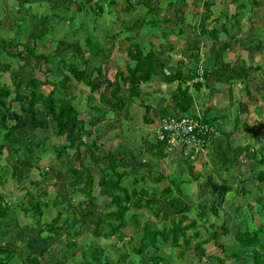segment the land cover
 <instances>
[{"label":"rangeland","instance_id":"rangeland-1","mask_svg":"<svg viewBox=\"0 0 264 264\" xmlns=\"http://www.w3.org/2000/svg\"><path fill=\"white\" fill-rule=\"evenodd\" d=\"M29 1L31 2L30 4H35L34 11H42L40 10V8H43L41 0ZM76 1L78 2L76 5L71 4L68 8L64 6L60 8V5L64 4L63 2L60 4L61 1L59 0H47L49 6L59 9L56 11V14L58 15L54 17L52 22H59L60 16H65L64 19L66 21L61 17L64 22L61 21L60 26L58 25L56 27L58 32H53L51 30L52 26L45 25L47 27L48 38L44 37L40 40L37 39L35 43L37 52L48 53L55 56L60 54H73L74 57L71 55L69 58L70 60H77L80 58L79 56H82V58H86L87 56L88 63L86 64V67L88 70L97 67L98 65L103 69L98 80L109 79L110 81H113L115 72L125 69L128 62L125 47L130 43L126 41V37L136 39L144 50L151 46L154 50L158 51V49L162 50L165 47L175 46L176 44V41L172 40H174L175 34L177 33L173 34L170 27L167 29L156 28L153 31L149 30V26H146L147 24L144 20L151 18L154 15L152 13L149 15L146 13L147 10L144 8L145 6L142 3H137L140 0H114L115 3H108V0H104L102 1L103 12H97L99 13L97 15L94 13V4L96 3V0ZM79 2L82 3V6ZM13 3H15L14 0H9V11L7 14L3 11V14L1 6L4 2L3 0H0V15H2L1 21H4L5 24L9 19V16H12L8 26L15 25V33L18 21L16 18H19L23 14L25 15L28 7L24 4L22 5V10H18V6H15ZM125 4L128 5L126 10ZM78 5L82 7L81 11L77 10ZM46 6L48 5L46 4ZM44 9L49 13L48 7ZM201 10L202 8L198 6L197 12L200 13ZM28 11L30 12V10ZM183 11L185 13L182 14L187 18L186 20L184 18V23L189 24V22L187 23V20L191 17V13L190 11L187 12L184 8ZM159 13H161L160 16L165 15L172 19V21L178 22L176 18H173L171 11H167L165 14H162L160 11ZM178 14L181 15V13ZM68 17L69 19H67ZM154 18H158V15ZM134 21H137L135 27L129 32L124 31L123 26L130 25ZM178 26L179 23H175V26L173 25L175 30L179 29ZM120 30L122 31L118 35L116 41L115 39L114 41L111 39L108 40L107 44H112L113 47L105 54V57L103 56L99 59V57L88 56V51L84 42V37L87 33L102 37L103 33L114 34ZM162 30L168 33L167 38L163 37V32L159 33ZM26 31L28 32L31 30L26 28ZM137 32L139 34L135 35ZM18 33L23 40V43L31 46L32 40H29L26 37V32L19 31ZM127 33L128 35L126 36L125 34ZM10 35L13 34L8 33L5 37L9 38L11 37ZM193 35L195 34L193 33ZM198 35L199 34H197V36ZM191 38L188 39V44H191ZM70 39H76L77 43L75 44L73 41L72 43H74V45L72 46L71 44V46H69L68 43L71 41ZM230 41L232 43V40ZM160 43L163 45L160 46ZM207 43V45L202 44V51L200 53L201 57L204 56V53L207 52L211 46V42ZM236 44L239 43H235V45ZM23 47V45H20L18 50L22 51ZM237 49L238 50L234 51H232V49H227L225 53H222L223 57H226L224 58L225 62L230 61V65L237 62L238 57L240 58L239 54L242 52L241 48ZM10 50L16 51L17 49L14 50L12 47ZM169 50L170 49H168V52ZM175 51L178 50H173L174 55L166 56L168 58L164 59V64L173 69L180 66L176 63L178 60H181V66L190 62V56L176 54ZM228 53L230 56H227ZM25 56V62H27L25 63V68L14 73L16 77H10L9 74L11 73V69H8L7 65L9 63L16 65V62L4 52H0V71H2V75L0 73V86L3 85L13 88V81H20L22 86H24L32 74L34 76L41 75L43 77L44 71L48 66L42 62L41 58L33 59L29 54H26ZM255 62H257L256 64H259L260 60L257 59ZM20 63L22 62L17 63V68L22 65ZM200 64L197 66L199 72H201ZM78 65L81 66V63L79 62ZM129 65L133 66V62H129ZM233 65L235 68L232 74L240 75L244 72L245 65L243 63L239 62L237 65ZM229 67L230 66L227 64L226 69ZM97 74L98 72L95 71L92 77H97ZM263 74L264 71H256V75L259 77H262ZM58 76L60 75L54 74L50 76L51 81H57L59 79ZM206 78H202V80L204 79L205 81ZM210 79L209 86L206 85V89L201 92H195L191 82L187 85L190 93L194 96L193 108L195 113L201 118L205 117L210 119L212 123H217V119H212V108L225 101H229V98L226 99L223 94L215 95V91H212V89L219 87V83H216L217 80L214 81L212 78ZM203 83L205 84V82ZM121 85L122 90L120 96L127 100V105L120 112L103 109V112L100 111L98 113L96 110L91 109L92 105H101L99 102V91L90 92L87 85L83 82H76L72 79L64 92L66 96H73L74 104L79 111V118L84 119L87 123L88 134L84 136V141L89 143L95 140L97 143L99 149L94 151V156L104 155L109 149L115 150L116 147H119L122 150L125 149L127 154L119 163L121 168H126L128 171V176L125 177L123 182L124 184L132 186L131 182L135 174L140 176L141 174L148 173L149 177L143 180L140 179L135 185L136 187H146L150 190L155 188L156 191H159L165 185H170L173 189L172 195L181 197L184 202L190 205L191 209L188 212L189 218L197 219L200 224L204 225V229L200 230L201 236L196 238V240L193 239L194 241L192 240V248L186 251L184 257L178 255L179 250L177 248H174L169 244H161V252H165L162 253V255L166 259L168 258L165 264H197L199 251L198 248L193 245L201 238H204V236L207 235L205 233L213 231V229L217 230L219 236L218 243L228 249L229 247H232L231 245L234 242V234L237 229L235 223L241 224L242 222V224H244L245 222L248 227H258L263 220L264 214L263 211L260 210L259 205L255 202V197L258 194V187L256 186L254 179L257 171L264 170V165H261L258 162L264 154V149L261 148L264 146V131L254 130L255 124L253 122L256 121L255 123L257 124L256 119L258 116H262L263 110L260 112V109L256 108L258 114L256 115L252 107H247L246 102L249 104H256V102L259 101L258 96H262L263 89L259 88L260 90H255L253 88L255 81H251L247 85L248 90L243 88L242 85H239V83L237 84L234 94L238 99L234 97L230 98L232 103L237 101L235 103L237 105L231 106L229 108L230 114L222 119V121H225L222 124V128L225 129L224 134L226 132H231L230 136L226 137V135L223 134V137L220 140H217L221 130L219 127L212 124V127L217 130L216 138H213L214 144L210 143L207 154L205 156H199L197 160L192 162L191 167H189L184 162L185 160L183 161L182 157H176L166 152L164 153V157H159V152L150 148V144L155 141L154 129L159 120L157 113L160 109L172 103L170 90L172 89L173 84L170 88L167 83H163L160 80H153L142 84V93L139 97H135L134 100L128 99L130 92L127 91V87H129V83H121ZM114 86L115 83L113 84V87ZM227 87L228 86L226 85V88ZM50 89V85L44 86L46 92ZM110 89L109 86L104 87V91L108 98H111L109 93ZM216 90H219V88ZM249 92L251 96L249 95ZM12 96L13 94L11 95V98ZM141 100L152 105L153 110L150 114L151 122L149 123H146L143 120L144 108L139 104V101ZM262 102H264V100ZM18 105V102H12L13 116L19 114L20 117H25V119L28 120L30 118L29 115L22 114ZM210 106L211 110L209 111L207 108ZM36 108L39 113V118L43 119L45 122L44 127L41 128L36 127L35 125H28L23 127L20 131H17V134H19L22 139L33 141L34 143L38 142V140L41 141L46 139L45 142H43L44 150L36 148L35 154L30 155L25 152V148L23 147H21L18 152H15L7 146L3 149L0 156V180L3 181L1 188L2 191L6 193V199L9 203L16 207L12 213L13 219L11 220V226L2 230L0 247H17L18 251L15 257L16 264H76V262L78 263V261H80V256H73L72 259L68 256L69 249L65 245L66 232L73 233L74 231L79 230L80 235L73 237V242H75L79 248L83 249L93 243V245L99 250L97 252L99 257L102 258L104 254H107L116 258L121 250V244L128 246L129 242L136 243L138 241L137 235L131 241L128 239L130 234H137V231H135L134 227L130 225L124 228L123 231L127 234V237L124 238L123 242L118 241L116 237L105 238L102 233L106 229V226H100L97 232L93 231L91 221L96 220L105 211L114 208L110 207L107 209L105 207L104 199L98 192V170L96 171L95 176L96 184L94 186V194L99 202H94V205L90 207L93 211L92 215L86 217L84 215V206L78 204L79 201L84 199L83 195L72 190L73 185L78 186L74 181L78 178L82 181L83 174L81 173L80 175H77L76 178H73L68 171V166H70L69 161H71L72 165H75V167H78L81 162L88 163L89 157L87 153L83 152V159H78L73 154L63 155L61 158H57L53 147H60L61 145L66 144V139L54 135V127L50 118L45 114L41 105H37ZM213 111L219 113L216 109H213ZM1 114L2 112H0V117ZM236 115L239 117L236 126H234V118ZM243 123H247L253 128L246 130ZM9 125H11V123ZM3 133L4 130L1 129L0 126V142L3 140ZM245 142H249L252 145L251 149L255 150L254 154H252L251 149L243 151V144H245ZM259 147L262 150H260ZM233 149L236 153V160L233 158ZM72 152H74V150L71 151V153ZM26 161L31 162L33 167L25 165ZM238 162L240 164L239 166ZM106 163L107 160H103L98 166L93 168L91 166V168L99 169V167L104 166ZM241 176L245 179L243 185L249 191V193H246L245 195L239 194V191L237 190L239 187L238 180ZM157 177H160V181L152 180V178L154 179ZM208 179L212 181H208ZM176 183L181 189L180 192L176 188ZM215 183L221 185L223 183L228 184L231 186V190L224 193L222 197L214 196L217 214H214L211 210L205 208L206 212L203 214V217L200 218V207L198 205L211 201L209 198L213 197H210L208 193L210 188H212V185ZM28 189L31 190L35 197L38 193L43 191L48 193L49 196L47 199H54V197L58 195V198L62 199L64 203L63 205L59 203L57 207L49 205V208H43L44 215L39 219H33L31 216L25 214L22 208L17 206L19 203L22 205L29 203L30 197L25 193ZM71 194H73V197ZM155 204V206L162 212L161 217H157L149 210L144 209L141 210L144 213V218H139L140 221L149 218L151 220V227H161L163 223L168 226L170 217L177 214L178 210L182 207V205L179 204L171 207L164 202H155ZM240 204H242L244 209L240 207L236 214V207ZM247 204L248 207L246 206ZM58 211L61 213L60 219H58L54 226H50V224L47 226V223L51 222L52 218L56 216ZM133 211L138 212L139 210ZM234 215H238L243 219H236L234 218ZM206 228L208 231H206ZM51 241H54L57 252L50 255L47 260H37L36 256H33L30 260L26 259L28 249H38L42 245H48ZM24 248L26 250H24L21 255V252L19 251ZM203 248L205 254L208 256H223L221 247L216 245L213 240L204 244ZM127 250L130 254V260H133V262L135 261L133 264H151L148 260L147 253L136 255L131 252L129 247ZM164 254H168L169 257ZM251 256V254H244L241 258L243 260L241 261L242 264L245 263V260L249 261Z\"/></svg>","mask_w":264,"mask_h":264},{"label":"trees","instance_id":"trees-1","mask_svg":"<svg viewBox=\"0 0 264 264\" xmlns=\"http://www.w3.org/2000/svg\"><path fill=\"white\" fill-rule=\"evenodd\" d=\"M61 6L69 7L71 4H78L76 0H69L64 2ZM102 1L96 0L94 4V13L97 15L103 12ZM128 1V0H127ZM158 3L157 0H140L139 3H142L146 7V13L158 14L157 9L150 5L151 2ZM115 3L114 0H108V3ZM24 1L17 0L18 10H22V5ZM80 3V2H79ZM82 6V3H80ZM57 6V5H56ZM78 5L77 10L81 11L82 7ZM125 10L128 8V5L125 4ZM209 1H205L202 6V11L197 12L199 16L198 21V30L201 39L203 40V45H207V42H211L210 48L207 50V54L213 57V70L217 71L222 69L224 65L229 63L225 62L222 53L229 48L231 45L229 41H219L218 35L221 32H224L231 40H235V43H239V27L238 25V12L229 14L227 11H223L218 17L210 19V9ZM25 7V6H24ZM29 8L26 10L25 15L23 14L19 18L17 17V26L16 31L13 33V36L7 40L0 39V52H4L7 56L23 60L24 53L29 54L33 59H42V62L48 67L45 69L43 77L31 75L26 83L22 86L20 81H13V88L7 86H0V112H2L0 117V126L4 130L2 135L3 140L0 142V156L5 147H9L15 152H18L21 147L25 148V152L34 155L35 150L42 149L44 150V143L46 139L41 140L36 143L33 141L24 140L17 134V131H20L23 127L28 125H35L36 127H44L45 122L43 119L39 118V113L37 110V105H41L44 109L45 114L50 118L52 125L54 127L53 131L56 136H63L66 139V144L61 145L60 147H53V150L56 152L57 158H61L63 155H69L71 151L74 150L76 153V158L83 159V152L87 153L89 160L88 163L81 162L77 168L68 166V171L71 173L73 178H76L80 173L83 174L82 184L79 186L73 185L72 190L79 192L83 195L84 199L79 201L80 206H84L85 212L84 215L87 217L92 215L93 211L90 209L94 205L95 194L94 186L96 184L95 176L96 171L98 170V179L97 184L99 186V194L109 198L108 201H105V207L109 209L105 211L100 217L96 220H92L91 224L93 225V231L97 232L100 226H106V229L103 231L102 235L105 238H115L118 241L123 242L124 238L127 237V234L123 231L127 226L134 227V230L137 231V234H130L128 239L133 240L136 235L138 236V241L136 243H130L126 246L121 244V250L116 258L111 257L110 255L104 254L101 257L97 254L99 251L98 248L92 244L81 249L78 245L73 242V237L80 235V231L76 230L73 233L66 232V247L69 249L68 256L70 259L73 256L79 255L80 261L76 264H133V260H130V254L127 248L131 250L132 253L136 255H142L144 253L148 254V260L151 264H165L168 258L166 259L161 252V244H169L170 246L177 248L178 255L184 257L187 250L192 248L191 244L196 238L201 236L200 230L204 229V225L200 224L197 219H190L188 212L191 207L188 203L184 202L181 197L173 196L170 185H165L159 191H156L155 188L150 190L146 187H136L140 179H145L149 177V174H141L138 176L135 174L132 178V186L124 184L125 177L128 176V171L126 168L120 167V162L126 156V150H122L119 147H116L115 150L109 149L104 155L94 156V151L99 149L96 141L86 142L84 141V136L88 133L87 123L84 119L79 118V111L74 104L73 96H66L65 90L72 79L76 82H83L87 85L90 92L99 91V102L100 106L92 105L91 109L96 110L98 113L103 112V109H107L113 112L122 111L126 105L127 100L120 96L122 90L121 83H129L127 91L130 92L128 99L134 100L135 97H139L142 93V84L153 80L165 81L167 84L174 83V88L170 90L171 105H166L158 111V118H163L170 115H189L194 118H199L200 116L194 112V97L190 93L188 88V83L192 81V86L195 91H201V86L203 82L198 78H206L209 75V70L211 69L208 66V59L205 58L202 66L200 67L201 72L197 70L192 71L188 74L184 73L183 70H173L168 65L164 64L157 57L159 54L158 51L154 50L153 47H149L144 50L142 46L133 38H127L126 41L130 43L125 47L126 56L128 62L125 66V69L118 70L115 72L114 80L110 81L109 79H100V73L102 68L100 65L93 67L90 70L87 69L86 64L88 63L87 56L82 58L79 56V59L70 60L71 55H51L42 52L36 51V41L40 40L47 36V23H43V26L39 32L26 31L27 26L24 23L26 15L29 13ZM55 7H51V14L49 17L54 19L56 11ZM99 12V13H97ZM178 13H181L179 15ZM185 13L182 9H174L173 17L178 21H181V27L183 28L184 15ZM64 19L63 16H60ZM182 17V18H181ZM189 18V17H188ZM191 18V17H190ZM189 18V19H190ZM210 19V20H209ZM59 20V21H60ZM167 19L163 20L166 22ZM209 20V21H208ZM147 23L152 27H161V20L153 19V17L147 19ZM137 21H134L130 25H124V31H131ZM46 25V26H45ZM83 27V25L81 24ZM15 28V25H13ZM95 27V26H94ZM173 26H170V29ZM12 29V26H10ZM26 32V37L31 41V46H28L23 43V40L19 36L18 32ZM122 30L111 34L102 35V37L94 36L92 34H86L84 37V42L88 51L89 57H97L101 54L107 53L111 50L112 45L107 46L108 38H116L121 33ZM181 30L179 29L178 32ZM168 33L163 31V37L167 38ZM60 42V41H59ZM207 43V44H206ZM23 45L22 51L18 50L19 46ZM159 45H163L160 43ZM17 49L16 51L10 50L11 48ZM206 54V53H205ZM64 55V56H63ZM81 63V66L78 63ZM129 62H133V66L129 65ZM179 65L182 64L180 61ZM262 70L264 71L263 64H255L247 67V70L243 76H235V78L244 81V78L247 79L252 72ZM97 71V77H92L93 73ZM58 74L59 79L55 82H52L50 76ZM261 83L259 88L263 89V100H264V74L261 77ZM194 80V81H193ZM115 86L113 87V84ZM43 85H50L51 89L46 92L41 89ZM109 86L111 98L107 97V94L104 91V87ZM248 90V86H244ZM260 90V89H259ZM13 94L12 98L11 95ZM249 95L251 96L250 92ZM91 98V97H89ZM12 102H18L19 110L22 114L29 115V120L23 119L20 115L13 116V107ZM139 104L144 108L143 120L146 123L151 122L150 114L152 112V105L147 104L144 101H139ZM204 123L212 127V123L207 118H201ZM238 120L234 121V126H236ZM14 122V123H12ZM11 123V125H9ZM214 126V127H215ZM246 130H250L253 127L244 124ZM215 134L211 136V144L214 142V137L217 134L216 128H213ZM231 132H226L228 137ZM73 135V136H72ZM213 140V141H212ZM150 148L157 150L159 157H164V143L155 139L153 143L150 144ZM252 145L249 142L243 144V151L250 150ZM260 148V147H259ZM261 148L264 149V146ZM260 148V150H262ZM252 150L254 154L255 150ZM233 158L236 160V153L233 149ZM176 156V155H174ZM179 156V155H177ZM176 156V157H177ZM181 158V156H179ZM107 160V163L99 167V169H92L100 164L101 161ZM185 160V161H184ZM183 161L187 166L191 167V164L194 160L190 158H183ZM261 165H264V154L258 161ZM25 165L33 167L31 162L26 161ZM238 162V166H239ZM92 166V168H91ZM191 169V168H190ZM242 173V172H241ZM160 177L152 178L154 181H160ZM208 181H212L208 179ZM254 182L258 187V194L255 197V202L259 205L260 210L264 214V170H259L255 174ZM31 183V182H29ZM214 183V182H212ZM239 187L237 190L239 194H246L249 191L243 185L245 179L243 176L238 180ZM3 181L0 180V240L2 239L1 233L4 228L11 226V220L13 219L12 213L14 212V207L6 199V193L2 191ZM26 187V186H24ZM27 188V187H26ZM25 188V189H26ZM176 188L180 192L181 189L176 183ZM231 186L228 184H218L215 183L210 188L208 195L213 198L209 202L202 203L198 205L200 207L199 217L202 218L203 214L206 212L205 208L211 210L214 214H217L216 202L214 196L222 197L224 193L229 192ZM30 197L29 203L18 204L19 208H22L25 214L31 216L33 219H39L44 215L43 208H49L57 204H61L62 199L58 198V195L54 199L47 197L49 196L46 191L38 193L35 197L31 190L28 189L25 192ZM155 202H164L174 207L179 204L182 207L178 210V213L170 217L169 225L162 224L161 227L150 226L151 220L149 218L143 219L140 221L139 218H144V213L141 210H149L151 213L157 217L162 216V212L155 206ZM27 205V206H25ZM23 206V207H22ZM248 207V204L246 205ZM242 207V204L236 207L235 213ZM246 208V207H245ZM133 210H139L134 212ZM60 211L57 212L56 216L52 218L51 222L47 223V226H54V224L60 219ZM264 216V215H263ZM234 218H241L238 215H234ZM236 225V232L234 234V242L231 245L232 247H224L218 243V233L216 229L213 231H208L204 238H201L195 244L198 248L199 254L197 256V264H242L243 261L241 258L244 254H251V259L249 261L245 260L244 264H264V217L260 222L259 226L256 228L248 227L247 224H238ZM223 227V225H222ZM194 239V240H193ZM193 240V241H192ZM213 240L216 245L221 247L223 256H208L205 254L203 245L208 241ZM79 248V249H78ZM18 249L15 246L10 247H0V264H8L9 261L15 256ZM57 252L54 241H51L48 245H42L41 247L28 249L26 253V259L30 260L33 256H36L38 260L47 259L50 255ZM169 257L168 254H164Z\"/></svg>","mask_w":264,"mask_h":264},{"label":"crops","instance_id":"crops-1","mask_svg":"<svg viewBox=\"0 0 264 264\" xmlns=\"http://www.w3.org/2000/svg\"><path fill=\"white\" fill-rule=\"evenodd\" d=\"M21 1H24L25 6H27L30 9V12L28 14L29 16L27 15L25 17V20H24V23L28 29H30L31 31H34V32H39L43 26V23H47L50 26H52L51 30L53 32H58V29L56 27L58 25L60 26V22L63 20H60L59 22H52L54 19H51V17H49V15L51 14L50 13L51 6H49V3L47 2V0H41L42 1L41 5L43 6V8H40V10H42L43 12L42 11L40 12L37 10L34 11L35 4H33V5L30 4L31 2L29 0H21ZM63 1L66 2L65 0H63ZM205 1H209V4H210V6H209L210 19L218 17L225 10L229 14H233L235 12H238V21L239 22H238L237 26L239 27V30H240V33L238 35V37H239L238 41H240V42H239V44H236L238 46L235 45V42H234L235 40H232V43H231L230 37H228L225 33H220L218 35L219 41H221V42L222 41H224V42L229 41L230 42L231 45L229 46L228 50L232 49V51H234V50H238L237 48H241V51H242L239 54L241 59L238 57L237 62L232 63V65L228 64L230 67L227 69H226L227 65H225L220 70L212 71V68L214 66L210 65V64H212V62H213V57L211 55L207 54V52H205L206 54L204 53V56H203L204 58L200 56V53L202 51L203 40L200 38L199 35H198L199 37L197 36V34H199V30H198L199 16H197V7L200 6V8H202ZM3 2H4V4H2L1 10H2V13L4 11L7 14V12L9 11V5H8L9 0H3ZM14 2L15 3H13V4L16 6L17 5L16 0H14ZM157 2L158 3H155V1L151 2L150 5H153L157 9V13H158L157 14L158 18H154L157 16L155 14H154L153 18L154 19L160 18L162 25H160L161 27H152L147 23V19H145L144 21L147 24V25L146 24L145 25L149 26L148 28L151 31H153L156 28L167 29L170 26H173V25L175 26V23H179V26H181L180 20L178 22L177 21L174 22V21H172V19H170L169 17H166L165 15H162L163 16L162 17V16H160L161 13H159V11L162 12V14H165L167 11H171V13L173 15L174 9H176V10L182 9L183 10V8H184L187 12L190 11V13H191V18L189 20H187V23L189 22V24H185L184 26H186V27H183V28H180L178 26V28L181 30L180 32H178L179 29L175 30L174 27H171V32L173 34L177 33V34H175L174 40H172V41H176L175 46L173 45V46H170L167 48L165 47L162 50L158 49L159 54L157 55V57L160 59L161 62L165 63L164 59L168 58L166 56L174 55L173 50H176V49L178 50V51H175L176 54H182L183 56H186V55L190 56V62L189 63H187V64L185 63L186 65H184V66L180 65L179 67L177 66L176 68H173V70H175V71H177L179 69L183 70V72L186 74L197 70V66L200 64V62L202 61L200 64L202 66L205 58L208 59V66L211 69L209 70V75L207 76L205 81H204V79L202 80L201 78H198L202 82H205V84L203 83V85L201 86L200 90L202 91V90L206 89V85L209 86V84H210L209 79L212 78V80H214V81L217 80L216 83H219V87H215V89H212V91H215L214 92L215 95L223 94L226 99L229 98V101H225L222 104H219L218 106H215L214 108H212V113H213L212 119L213 120L217 119V123H214V124H216V126L219 127V129L221 130V132L218 136V139H217V140H220L223 137L222 135L225 132V129L222 128V124L225 121H222V119L226 115L230 114L229 108L231 106L237 105V104H235L237 101L232 103L230 100V98H232V97L238 99L234 94L235 89L237 88V84L239 83V85H242L244 88V86L248 85L251 81H253V82L255 81V85L253 88L255 90H258L259 85L261 83V77L256 75V71L252 72L251 75L248 76L247 79H245V77H243L244 81H241V80L235 78V76H237V77L243 76L247 70V67H249L251 65H255L257 63V62H255L257 59L260 60L259 64L264 63V0H184V1L183 0H157ZM45 3L48 6H46ZM46 7L49 8V13L47 11H45L44 8H46ZM180 7H182V8H180ZM60 8H62L61 5H60ZM144 8L146 9V7H144ZM187 12H186V14H187ZM1 18H2V15H0V39L7 40L8 38L5 36H7L8 33H11V34L14 33L13 25H10L13 27V30L10 28V26H8V24H10L12 16L11 15L9 16V19L7 20L6 24L4 23V21L3 22L1 21ZM67 19H69V17ZM165 19H167L166 22H163V20H165ZM64 21H66V20L64 19ZM161 32H163V30L160 31L159 33H161ZM192 32L195 35H193ZM2 34H4V35H2ZM105 34L109 35L110 33H105ZM105 34L103 33V35H105ZM111 34L113 35V33H111ZM136 34H139V33L137 32V33H135V35ZM125 35L127 36L128 33ZM10 36L12 37L13 35H10ZM117 37L118 36H116V38L112 37V39L108 38V40L111 39L112 41H114V39H115V41H116ZM45 38H48V34ZM189 38L192 39V41H190L191 44H188ZM70 40L71 41L68 43L69 46H71V44L73 46L74 43L75 44L77 43L76 39H73V40L70 39ZM73 41H74V43H72ZM107 43H108V41H107ZM107 46H110V45L107 44ZM160 46H162V45H160ZM112 47H113V45H112ZM174 47H175V49H174ZM168 49H170L169 52H168ZM79 54H83V53H79ZM105 54L106 53L101 54L100 56H97V57H99V59H100L103 56L105 57L106 56ZM25 55L26 54L23 55V57H24L23 60H18V59L12 58L16 62V65H13L10 63L7 65V68L11 69V73L9 74L10 77H16V75L14 73L21 71L23 68H25V63H27V62H25V58H26ZM227 56H230L229 53L227 54ZM254 58H255V60H254ZM200 59H201V61H200ZM179 61H181V60L176 61V63L178 64ZM19 62H22V63H20L22 65L19 66V68H17V63H19ZM239 62L243 63L245 65L244 70H243L244 72H242L240 75L232 74V72L235 68L233 64L237 65ZM227 63H230V61ZM102 71H103V69H102ZM260 71H262V70H258V72H260ZM0 73L2 75V71H0ZM211 74H217V75H211ZM160 81H162L163 83H166L165 81H163V79H161ZM172 84H173V87H172V89H173L174 85H175L174 83H171L168 85L170 88V86H172ZM191 85H192V81H191ZM226 85L228 86L227 88H226ZM44 86H47V85L41 86V89L44 90ZM141 88L143 90V87H141ZM217 88H219V90H216ZM195 92H197V91H195ZM258 99H259V101H257L256 104H249L246 102V105H247V107H252V109L256 115H258L256 112V108H259L260 112L263 110V112H262L263 117L258 116V118L256 119L257 124L255 123L256 121H254L253 123L255 124L254 130L264 131V102H262L263 96H258ZM244 101H245V99H244ZM207 109L210 111L211 106L208 107ZM213 109L218 110L219 113H217L216 111H213ZM205 112H204V114H205ZM238 117L239 116L236 115V117L234 118V121L238 120ZM240 117H242V116H240ZM22 118L24 119L25 117H22ZM101 119H102V117H101ZM255 127H257V128H255ZM224 135H226V134H224ZM56 137H63V136H56ZM213 144H214V142H213ZM74 153L75 152H72L70 154L76 155V153L75 154ZM66 163H67V160H66ZM69 163H70V167H73V168L75 167V165H72L71 161H69ZM75 168H77V167H75ZM74 182H76L77 185L79 186L82 181H80V179L78 178ZM71 196L73 197V194H71ZM101 197L104 199V201L109 200V198H107L105 196L101 195ZM94 202L95 203L99 202L98 198H96ZM63 203L64 202H62L61 205H63ZM57 205H59V204H57ZM57 205H55L54 207H57ZM24 250H26V249L24 248V249H21L19 251V252H21V255L23 254ZM16 254L9 261L8 264H16V261H15L16 260V258H15ZM45 260H47V259H45ZM45 260H43V261H45ZM40 261H42V260H40ZM47 264H49V263H47Z\"/></svg>","mask_w":264,"mask_h":264},{"label":"built area","instance_id":"built-area-1","mask_svg":"<svg viewBox=\"0 0 264 264\" xmlns=\"http://www.w3.org/2000/svg\"><path fill=\"white\" fill-rule=\"evenodd\" d=\"M214 133L201 117L197 119L189 115L159 118L154 129L155 139L164 143L166 153L194 161L207 154Z\"/></svg>","mask_w":264,"mask_h":264}]
</instances>
